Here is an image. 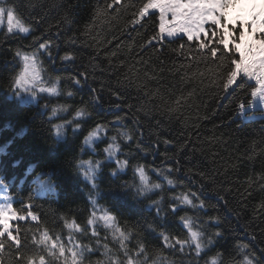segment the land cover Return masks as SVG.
Wrapping results in <instances>:
<instances>
[{
	"label": "trees",
	"instance_id": "1",
	"mask_svg": "<svg viewBox=\"0 0 264 264\" xmlns=\"http://www.w3.org/2000/svg\"><path fill=\"white\" fill-rule=\"evenodd\" d=\"M250 1L228 6L227 24L250 22ZM146 2L0 0L29 28L0 27V182L27 215L0 237V264L34 254L71 264L72 250L79 264H264V97L252 96L258 86L243 75L224 89L235 52L219 46L221 64L198 41L161 38L158 12L138 16ZM206 28L201 40L216 47ZM23 55L36 60L44 88L57 90L44 105L16 97ZM250 111L263 115L242 117ZM40 178L53 188L44 196L34 192ZM105 211L114 217L107 224ZM182 218L200 232L199 254ZM45 233L69 249L64 258L49 255Z\"/></svg>",
	"mask_w": 264,
	"mask_h": 264
},
{
	"label": "snow or ice",
	"instance_id": "2",
	"mask_svg": "<svg viewBox=\"0 0 264 264\" xmlns=\"http://www.w3.org/2000/svg\"><path fill=\"white\" fill-rule=\"evenodd\" d=\"M237 0H147L146 3L138 9V16L145 17L149 14V9L159 12V34L161 38L177 37L183 35L187 38V41H198L199 48L201 50L207 48L212 57H218L219 46H223V49L229 52H235L238 59H231L230 64L223 68L222 75H226V83L223 84L224 89H229L230 86H240V82L237 83L238 77L241 81V76H247L250 79H254L257 88L252 90V96L259 94L264 97V7L259 11L253 10L252 19L247 24L238 22L236 25L227 24L224 10L230 5L236 3ZM111 5H109L110 7ZM170 17V18H169ZM7 23V29L9 32L18 30L21 33H28L29 28L24 25V22L15 14L12 8H5L0 6V25ZM136 22H139L138 20ZM212 26L210 35L218 39V45L216 47L208 48V44L203 42L201 38L209 35V30L206 25ZM227 27V35L224 34V28ZM247 29V33L245 32ZM250 39H245V37ZM243 43L244 47L241 48ZM47 45L42 43L40 48H46ZM65 60L71 59L70 56H65ZM223 64L226 57L223 53L218 57ZM25 70L14 81L15 87L19 89L27 90L30 85L38 82V73L36 71L35 61L28 56H24ZM79 82V80H77ZM42 92L56 93V88H43L39 89ZM238 107H243V102H238ZM55 112V109H53ZM81 115L80 112L77 116ZM59 129V125L56 126ZM101 126H97L96 130L89 133L86 137V142L95 136L100 131ZM110 154H115V150L112 145L106 149ZM84 163L90 164V161ZM127 162L121 163L123 167ZM137 173L140 176L141 183L147 188L149 186L148 177L145 174L144 168L139 167ZM169 184H172V180H168ZM152 187H159V184ZM195 195V194H193ZM177 199H180L179 197ZM182 202L185 204H191L192 200L188 195H184ZM201 206H203L201 204ZM174 210V207H173ZM95 216V214H93ZM24 219L25 217L19 216L13 209L11 204H0V237H4L6 234L11 237L12 231L10 227L11 218ZM35 219V217H33ZM107 224L114 220V217L108 212L100 217ZM185 227L191 237V241L195 245L197 254L201 249L199 242L200 232L194 230L193 223L189 218H182ZM89 224L93 221L89 220ZM69 228L75 227V225H68ZM123 236V233H121ZM165 240L168 237H164ZM40 243H44L49 247V255L57 259L64 258L66 251L65 245L60 243L59 237L53 240L47 233L41 239ZM177 243H185L184 241H177ZM4 247V242L0 241V249ZM246 247V246H245ZM58 252V255H57ZM72 260L71 264H79L76 257L79 255L75 250L71 251ZM27 264H48L45 256L34 254L26 257ZM64 264H69L65 259ZM129 264H132L129 261ZM212 264H216L215 258H213ZM244 264H253L252 260L245 257Z\"/></svg>",
	"mask_w": 264,
	"mask_h": 264
},
{
	"label": "rangeland",
	"instance_id": "3",
	"mask_svg": "<svg viewBox=\"0 0 264 264\" xmlns=\"http://www.w3.org/2000/svg\"><path fill=\"white\" fill-rule=\"evenodd\" d=\"M241 4H243V2H241L240 5ZM262 7H264V2H261V3H258L256 5H254V10L255 11H259ZM151 12H158V11L149 9V13H151ZM139 18H141V17H139ZM4 24H6V26H7L6 18H5V23ZM3 25H0V27H2ZM179 36H183V35H179ZM164 38L171 39V38L166 37V36ZM172 38H174V37H172ZM24 56H28L32 60L35 61L36 71L38 73V82H36L35 84L30 85L29 89H27V90L19 89V88L15 87L16 88V97H17L18 101L22 102V103H27V102L40 103L39 101H41V103L44 105L45 104L44 97H48V95H47L46 92H42V91L39 90L41 87L44 88V86H43V83H40L41 82V77H40V74H39V70L37 68L36 60L34 59L33 56L23 55L22 58H21V61L23 63V68H22L21 73L24 72V70H25ZM258 104L259 103L255 102V105H252L251 108H257ZM262 115H263L262 112H255V111H250L248 113H245V112L242 113V117L243 118H253V117L262 116ZM1 150H2V148H0V151ZM51 191H53L52 186H48V185L44 184L43 183V179H41V178L37 180V186L34 189V192H35L36 196H44L46 194H49ZM11 203H12V198L9 195L8 191H7V187L3 183L0 182V204H11ZM20 216H23L25 218L27 217V215H20ZM28 217L29 218H33L34 214L30 211L29 214H28ZM16 219L17 218H15V217L10 219V227H11V229L13 227L12 222H14Z\"/></svg>",
	"mask_w": 264,
	"mask_h": 264
}]
</instances>
